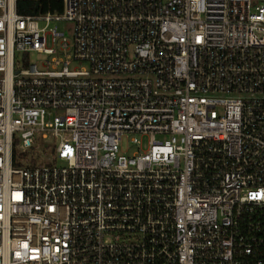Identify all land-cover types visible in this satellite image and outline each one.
I'll return each mask as SVG.
<instances>
[{"label": "built area", "instance_id": "built-area-1", "mask_svg": "<svg viewBox=\"0 0 264 264\" xmlns=\"http://www.w3.org/2000/svg\"><path fill=\"white\" fill-rule=\"evenodd\" d=\"M0 264H264V0H0Z\"/></svg>", "mask_w": 264, "mask_h": 264}, {"label": "rangeland", "instance_id": "rangeland-1", "mask_svg": "<svg viewBox=\"0 0 264 264\" xmlns=\"http://www.w3.org/2000/svg\"><path fill=\"white\" fill-rule=\"evenodd\" d=\"M59 26L65 30V32L67 33V36L68 38L71 40L72 39V35H71V32H70V26L72 27V23L70 21L68 22H60L59 23ZM68 53H71V50L69 49L67 51ZM60 55H62L60 53ZM48 56L45 55V54H42V53H37V52H33L31 54V61L32 62H37L38 65L40 66V60H43V59H47ZM71 64L69 65L70 68H75V67H78V68H86L88 67V64L86 62H79V61H74L72 58H71ZM120 147H121V150L122 151H126L128 149H134V146L133 144L130 143V137L129 136H122L121 138V144H120ZM30 154L32 155H35L36 158H38V161L41 162V161H49V153H43L40 149H37V150H34L33 152H30Z\"/></svg>", "mask_w": 264, "mask_h": 264}, {"label": "trees", "instance_id": "trees-1", "mask_svg": "<svg viewBox=\"0 0 264 264\" xmlns=\"http://www.w3.org/2000/svg\"><path fill=\"white\" fill-rule=\"evenodd\" d=\"M16 10L20 14L30 15L61 12L63 10V0H16Z\"/></svg>", "mask_w": 264, "mask_h": 264}]
</instances>
